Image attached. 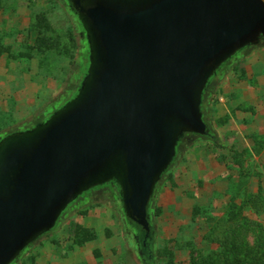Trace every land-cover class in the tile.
<instances>
[{
  "label": "water",
  "instance_id": "obj_1",
  "mask_svg": "<svg viewBox=\"0 0 264 264\" xmlns=\"http://www.w3.org/2000/svg\"><path fill=\"white\" fill-rule=\"evenodd\" d=\"M89 49L74 97L0 139V264H13L85 192L115 179L146 236L184 133L205 135L204 93L264 39V0H66Z\"/></svg>",
  "mask_w": 264,
  "mask_h": 264
},
{
  "label": "rangeland",
  "instance_id": "obj_2",
  "mask_svg": "<svg viewBox=\"0 0 264 264\" xmlns=\"http://www.w3.org/2000/svg\"><path fill=\"white\" fill-rule=\"evenodd\" d=\"M39 30L44 47L53 40L59 48L40 49ZM88 53L66 0H0V139L45 121L69 102L82 84ZM231 59L202 103L217 139L184 133L157 184V264H194L200 254L216 251L218 235L238 222L248 228L242 237L254 245V223L264 227V83L258 80L264 77V39ZM90 191L14 264H144L119 193L108 186Z\"/></svg>",
  "mask_w": 264,
  "mask_h": 264
},
{
  "label": "trees",
  "instance_id": "obj_3",
  "mask_svg": "<svg viewBox=\"0 0 264 264\" xmlns=\"http://www.w3.org/2000/svg\"><path fill=\"white\" fill-rule=\"evenodd\" d=\"M40 26H42V24ZM41 31L42 30H39L40 34H39L38 41L36 43L40 49L44 50L45 48H50L52 46H57V48H59V46L56 44V42H53V40L47 43L46 46L48 47H44L46 38L43 37L45 35H42ZM60 50L64 51L63 49H60ZM231 60L232 59L226 61L223 64V66L226 65ZM208 128H209V132H207L203 136H205L207 139H210L212 141L216 140L217 138L215 134L213 133V131H210L211 130L210 126H208ZM182 141H183V137H181L180 143L178 145V150H179V146L182 143ZM164 174L162 175V177L164 176ZM106 186L111 187L114 190L113 192L119 193L118 192V182L115 179H111L107 182H104L103 184H100L91 190H95V189L97 190V189H100ZM89 192L91 191L89 190L85 192L84 194L89 193ZM155 194H156V191H155ZM154 198H155V195H154ZM153 200H152V203H153ZM150 216H151V223H152V231L149 236H146L145 233L138 226H136L134 223L129 221L127 218L126 219L128 223L134 227V234L138 242L140 257L142 259V262L144 264H157V254H156L157 238H156V232H155V225H154L153 218H152L153 217L152 204L150 206ZM238 224L239 225L234 226V228L227 235H225L226 233L224 235H218L220 237L219 238V248L216 249V251H212L206 255L200 254L199 255L200 258L197 257L198 261H196V258L193 259L194 264H264V227L263 226L261 227V225L260 226L257 225L258 223H254L255 227L258 226L257 229H259V233L255 239V244L250 245L249 242L246 241V238L242 237L244 233L248 232L247 226H245V224L242 222L241 223L238 222Z\"/></svg>",
  "mask_w": 264,
  "mask_h": 264
},
{
  "label": "crops",
  "instance_id": "obj_4",
  "mask_svg": "<svg viewBox=\"0 0 264 264\" xmlns=\"http://www.w3.org/2000/svg\"><path fill=\"white\" fill-rule=\"evenodd\" d=\"M258 80L263 84L264 83V77H260V76H258ZM255 97L256 98H258L259 96H256L255 95ZM23 129V128H22Z\"/></svg>",
  "mask_w": 264,
  "mask_h": 264
},
{
  "label": "flooded vegetation",
  "instance_id": "obj_5",
  "mask_svg": "<svg viewBox=\"0 0 264 264\" xmlns=\"http://www.w3.org/2000/svg\"><path fill=\"white\" fill-rule=\"evenodd\" d=\"M207 90V89H206ZM206 92V91H205ZM205 94V93H204ZM208 126H209V124H208Z\"/></svg>",
  "mask_w": 264,
  "mask_h": 264
}]
</instances>
